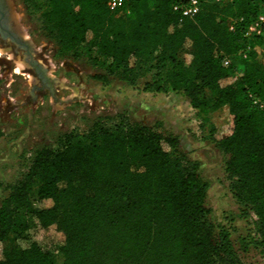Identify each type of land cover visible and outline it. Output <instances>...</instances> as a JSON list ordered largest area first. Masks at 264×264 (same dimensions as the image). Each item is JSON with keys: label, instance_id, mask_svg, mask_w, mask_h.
I'll return each mask as SVG.
<instances>
[{"label": "trees", "instance_id": "trees-1", "mask_svg": "<svg viewBox=\"0 0 264 264\" xmlns=\"http://www.w3.org/2000/svg\"><path fill=\"white\" fill-rule=\"evenodd\" d=\"M22 0L44 37L66 58L146 92H181L200 128L227 156L234 199L255 216L264 253V35H246L264 0ZM264 26V25H263ZM237 70L241 73L234 78ZM226 108V132L211 115ZM164 144L168 149L164 148ZM207 185L175 136L130 122L96 119L42 147L0 205V264H241L228 232L204 206ZM42 204L34 208L33 201ZM34 216L58 254L15 244Z\"/></svg>", "mask_w": 264, "mask_h": 264}, {"label": "rangeland", "instance_id": "rangeland-1", "mask_svg": "<svg viewBox=\"0 0 264 264\" xmlns=\"http://www.w3.org/2000/svg\"><path fill=\"white\" fill-rule=\"evenodd\" d=\"M15 3L17 20L30 37L35 57L49 70L52 93L35 88L31 70L24 64L15 71L20 59L14 63L11 54L0 49V205L9 187L28 169L36 150L57 147L64 133L84 132L98 118L111 123L121 116L177 138L179 150L197 164V173L207 185L204 206L215 233L221 228L228 232L241 264H264V253L256 245L255 216L232 196L231 179L225 172L227 156L208 139V129L199 127L188 99L181 92H146L141 84L129 85L114 78L106 84L98 82L93 75L100 70L86 58L61 56L56 45L44 37L36 16L25 9L22 0ZM240 73L237 70L234 78ZM211 122L218 134L226 132L230 122L227 109L213 113ZM164 148L168 146L164 144ZM33 206L42 204L34 200ZM30 222L16 246L25 248L36 242L57 255L60 242L47 235L34 216ZM3 255L0 242V258Z\"/></svg>", "mask_w": 264, "mask_h": 264}, {"label": "flooded vegetation", "instance_id": "flooded-vegetation-1", "mask_svg": "<svg viewBox=\"0 0 264 264\" xmlns=\"http://www.w3.org/2000/svg\"><path fill=\"white\" fill-rule=\"evenodd\" d=\"M16 6L15 0H0V49L11 54L14 63L20 59L31 70L35 88H47L52 93L49 70L35 57L30 37L17 20Z\"/></svg>", "mask_w": 264, "mask_h": 264}, {"label": "built area", "instance_id": "built-area-1", "mask_svg": "<svg viewBox=\"0 0 264 264\" xmlns=\"http://www.w3.org/2000/svg\"><path fill=\"white\" fill-rule=\"evenodd\" d=\"M122 0H109V5L111 8L118 6ZM200 0H181V2L176 3L173 9L179 11L182 15H194L199 9ZM264 17L259 15L258 18L253 21L246 29L245 34L251 35H264ZM195 111V110H194ZM196 113V111H195Z\"/></svg>", "mask_w": 264, "mask_h": 264}, {"label": "bare ground", "instance_id": "bare-ground-1", "mask_svg": "<svg viewBox=\"0 0 264 264\" xmlns=\"http://www.w3.org/2000/svg\"><path fill=\"white\" fill-rule=\"evenodd\" d=\"M24 68V63H22V61H17L16 62V68H15V71H19V70H22Z\"/></svg>", "mask_w": 264, "mask_h": 264}, {"label": "water", "instance_id": "water-1", "mask_svg": "<svg viewBox=\"0 0 264 264\" xmlns=\"http://www.w3.org/2000/svg\"><path fill=\"white\" fill-rule=\"evenodd\" d=\"M32 66L34 65V63L31 64ZM37 67V66H36ZM38 68V67H37Z\"/></svg>", "mask_w": 264, "mask_h": 264}]
</instances>
